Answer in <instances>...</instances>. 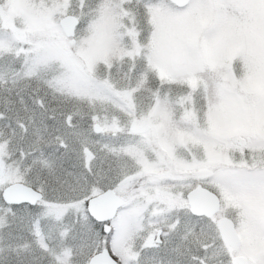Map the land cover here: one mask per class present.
I'll return each mask as SVG.
<instances>
[{
	"label": "snow or ice",
	"instance_id": "snow-or-ice-1",
	"mask_svg": "<svg viewBox=\"0 0 264 264\" xmlns=\"http://www.w3.org/2000/svg\"><path fill=\"white\" fill-rule=\"evenodd\" d=\"M0 264H264V0H0Z\"/></svg>",
	"mask_w": 264,
	"mask_h": 264
}]
</instances>
